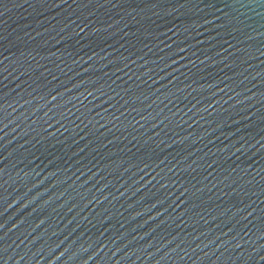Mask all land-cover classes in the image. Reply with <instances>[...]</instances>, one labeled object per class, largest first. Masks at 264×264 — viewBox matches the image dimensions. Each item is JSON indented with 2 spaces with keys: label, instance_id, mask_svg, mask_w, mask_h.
<instances>
[{
  "label": "water",
  "instance_id": "water-1",
  "mask_svg": "<svg viewBox=\"0 0 264 264\" xmlns=\"http://www.w3.org/2000/svg\"><path fill=\"white\" fill-rule=\"evenodd\" d=\"M0 264H264V0H0Z\"/></svg>",
  "mask_w": 264,
  "mask_h": 264
}]
</instances>
